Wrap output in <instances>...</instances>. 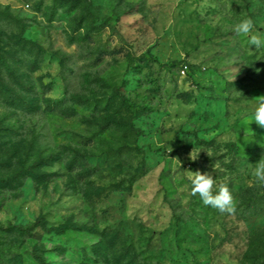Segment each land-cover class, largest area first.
Here are the masks:
<instances>
[{
	"label": "rangeland",
	"instance_id": "1",
	"mask_svg": "<svg viewBox=\"0 0 264 264\" xmlns=\"http://www.w3.org/2000/svg\"><path fill=\"white\" fill-rule=\"evenodd\" d=\"M245 18L264 0H0V264H264Z\"/></svg>",
	"mask_w": 264,
	"mask_h": 264
},
{
	"label": "clouds",
	"instance_id": "2",
	"mask_svg": "<svg viewBox=\"0 0 264 264\" xmlns=\"http://www.w3.org/2000/svg\"><path fill=\"white\" fill-rule=\"evenodd\" d=\"M238 36H248V45L254 46V49H264V34H253L255 31V23L251 18H245L236 23L233 28ZM264 129V100H261L255 108L251 117V123ZM191 160L195 161L198 157L190 154ZM255 182L258 185H264V157H262L251 172ZM189 180L191 183L192 195H199L203 204L210 206L220 212L233 213L235 212L234 197L227 185L215 187L216 181L214 177L205 172L190 171Z\"/></svg>",
	"mask_w": 264,
	"mask_h": 264
},
{
	"label": "trees",
	"instance_id": "3",
	"mask_svg": "<svg viewBox=\"0 0 264 264\" xmlns=\"http://www.w3.org/2000/svg\"><path fill=\"white\" fill-rule=\"evenodd\" d=\"M32 103H34V102H32ZM31 107H33V109L36 110V106H34V104H31Z\"/></svg>",
	"mask_w": 264,
	"mask_h": 264
}]
</instances>
